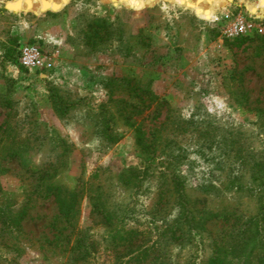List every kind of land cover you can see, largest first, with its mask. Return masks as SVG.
<instances>
[{
	"label": "rangeland",
	"instance_id": "374dc122",
	"mask_svg": "<svg viewBox=\"0 0 264 264\" xmlns=\"http://www.w3.org/2000/svg\"><path fill=\"white\" fill-rule=\"evenodd\" d=\"M53 2L0 0V264H69L84 230L113 264L100 202L175 263L197 253L162 234L182 193L204 217L206 263L224 216L264 228V0ZM240 19L248 32L228 37ZM26 42L58 49L54 64L23 67ZM51 183L78 193L76 219Z\"/></svg>",
	"mask_w": 264,
	"mask_h": 264
},
{
	"label": "trees",
	"instance_id": "16d2710c",
	"mask_svg": "<svg viewBox=\"0 0 264 264\" xmlns=\"http://www.w3.org/2000/svg\"><path fill=\"white\" fill-rule=\"evenodd\" d=\"M48 1L50 5L55 4L53 0ZM20 47L17 51V61H19ZM108 133L110 137L115 136L111 126L108 127ZM156 160L157 157L154 156L149 160V163ZM235 171L236 175L241 172L240 162L237 163ZM261 187L264 188V177ZM45 190H50L51 192L57 190L54 194L59 202L61 214L66 220L71 222L77 218L79 207L77 202L78 193L76 191L63 189L62 186H56L54 183L48 185ZM182 195L183 197H181L180 202L181 213L179 217L172 224L162 225V228L165 226V229H162V234L165 239H168V243L169 241L172 242V240H182L196 247V256H187L185 259L188 264H231V261L228 260L229 256L235 259H243L242 264H264V228H261V225H259L256 219L249 218L245 220L240 215L233 217L234 221L232 222L230 221L231 215L224 216L229 226L220 233V237H217L215 255L211 256L206 263L203 256L205 239L199 229L204 217H199L198 210L196 211L190 205L184 193ZM97 206L100 209V211L98 210L99 212L107 215L104 220L108 223L110 230L106 234L108 241L112 242L115 250V253H113V264H186V262L180 263L177 261L175 263L172 261L173 253L171 250L170 253H166L169 252L167 247H163L165 248L163 249L159 246L160 248L156 249L158 253L151 256L152 252L150 251L152 246L143 245V235L137 228H129L124 218H121L117 212L109 214L106 209L102 208L101 202ZM2 214L3 216H7V212H3ZM24 214L23 212L21 217H16L14 223H18L24 217ZM261 219H264V217H260L257 220L261 221ZM11 221H13L12 218ZM183 224L187 226V231L181 232L178 235L176 231ZM176 225H178L177 229L174 227ZM15 228L14 226L13 230L10 231L13 234L12 237L17 238ZM85 232L87 231L84 230L83 233ZM83 233L76 239L74 247L72 248V256L70 257L69 264H99L96 256H99L100 251L92 238L93 236L90 233L84 235ZM120 247H124L123 250ZM23 251L24 248L20 244L17 245L15 258H18ZM166 258L168 259L167 261L165 260ZM239 263L241 264V262Z\"/></svg>",
	"mask_w": 264,
	"mask_h": 264
},
{
	"label": "built area",
	"instance_id": "2783aa9c",
	"mask_svg": "<svg viewBox=\"0 0 264 264\" xmlns=\"http://www.w3.org/2000/svg\"><path fill=\"white\" fill-rule=\"evenodd\" d=\"M250 25L245 20H237L226 29V34L228 37L246 34ZM59 52L58 49L48 51L37 44L26 42L20 47L19 62L29 71H43L54 64Z\"/></svg>",
	"mask_w": 264,
	"mask_h": 264
},
{
	"label": "water",
	"instance_id": "95a60500",
	"mask_svg": "<svg viewBox=\"0 0 264 264\" xmlns=\"http://www.w3.org/2000/svg\"><path fill=\"white\" fill-rule=\"evenodd\" d=\"M59 1H61V0H59Z\"/></svg>",
	"mask_w": 264,
	"mask_h": 264
}]
</instances>
